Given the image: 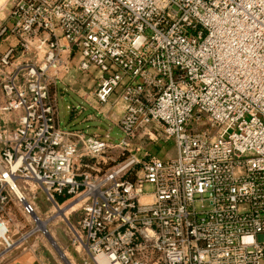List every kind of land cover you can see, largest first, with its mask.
<instances>
[{"label":"built area","instance_id":"2783aa9c","mask_svg":"<svg viewBox=\"0 0 264 264\" xmlns=\"http://www.w3.org/2000/svg\"><path fill=\"white\" fill-rule=\"evenodd\" d=\"M4 11L0 36L17 45L0 51V264L30 240L10 206L16 195L36 215L18 194L30 185L51 203L82 199L74 243L96 264H264V0H6ZM75 73L95 75L100 104H122L118 138L58 125L50 90ZM153 124L175 158L138 156Z\"/></svg>","mask_w":264,"mask_h":264},{"label":"rangeland","instance_id":"374dc122","mask_svg":"<svg viewBox=\"0 0 264 264\" xmlns=\"http://www.w3.org/2000/svg\"><path fill=\"white\" fill-rule=\"evenodd\" d=\"M5 1L6 0H0V2ZM79 76L86 75L75 73L68 82L63 84V86L58 85L60 86L58 95L67 98V95L69 96L70 93L77 90H72V86H75V84H71L70 81H74L75 77ZM94 77L95 75L93 77L91 76L90 80L95 81ZM67 103L70 105L69 112H76L77 114L81 112L82 109L80 107H72L69 101H67ZM149 131L154 133V135L147 134ZM107 136V134H103V136L99 135V137L102 138H106ZM133 143L134 147L140 149L138 155L140 157L150 155L163 160H170L177 156L176 143L174 140H167L162 133V127L156 124L150 126L148 131H140ZM108 156H112L117 163H120L128 157V154H123L118 149H113L109 152ZM114 165H116V163H111L110 167ZM37 189L38 187L30 185L26 189L22 188L21 193L26 196L29 201L35 203L37 208L36 216L41 221L40 225L36 222L34 217L22 214V204L18 202L16 195H12V217L16 222L22 223L25 226V229L21 230L18 236L25 233L31 234L29 241L37 242L42 250H46V254L54 256L55 264H96L87 251L74 243V231L78 229V224L82 216V199L76 198L64 201L63 198H56V203H51L46 200L45 194L41 192L40 189H38L39 191L37 192ZM42 224L44 228L41 227L43 226ZM44 230L47 231V234L44 233ZM52 241L56 244L60 252L55 248ZM62 255L65 258H63Z\"/></svg>","mask_w":264,"mask_h":264},{"label":"crops","instance_id":"0c3cea01","mask_svg":"<svg viewBox=\"0 0 264 264\" xmlns=\"http://www.w3.org/2000/svg\"><path fill=\"white\" fill-rule=\"evenodd\" d=\"M2 2H0L1 4ZM7 18V12H0V26L4 24ZM17 39L11 35L0 36V51L4 52L10 46H16ZM15 60V64L18 63ZM77 78V79H76ZM90 76L75 77L74 81H70L73 93L64 98L58 95L60 86L52 87L50 90L51 97L57 102V123L62 128L81 129L90 135H110L112 130H116L118 123L123 115V106L120 105H103L94 97L92 90L95 81L90 80ZM67 101L72 107L81 108V112H69ZM74 105V106H73ZM85 165L91 167L93 161L86 160ZM39 190L37 189V192ZM42 192V191H41ZM11 206V205H10ZM22 212V208H21ZM23 214V212H22ZM24 215V214H23ZM54 256L46 254V250H42L37 242H26L18 247L12 256L4 264H55Z\"/></svg>","mask_w":264,"mask_h":264},{"label":"water","instance_id":"95a60500","mask_svg":"<svg viewBox=\"0 0 264 264\" xmlns=\"http://www.w3.org/2000/svg\"><path fill=\"white\" fill-rule=\"evenodd\" d=\"M116 132V135H114V137L115 138H118V136H119V131L118 130H116L115 131ZM34 218L36 219V222L40 225L41 223V221H40V219L35 215L34 216ZM44 233H46L47 234V231L46 230H44ZM258 241L259 242H264V235H261V236H259L258 237ZM52 243H53V241H52ZM53 245L55 246V248H57L58 249V247L56 246V244L55 243H53ZM58 251H59V249H58ZM60 252V251H59ZM63 256V255H62ZM63 258H65L64 256H63ZM67 262V261H66ZM68 263V262H67Z\"/></svg>","mask_w":264,"mask_h":264},{"label":"bare ground","instance_id":"6f19581e","mask_svg":"<svg viewBox=\"0 0 264 264\" xmlns=\"http://www.w3.org/2000/svg\"><path fill=\"white\" fill-rule=\"evenodd\" d=\"M20 192V191H19ZM18 194H22L21 192L20 193H18ZM43 225V224H42ZM42 228H44V225L43 226H41ZM96 260H98V264H107L106 263V261L104 260V259H102V258H98V259H96Z\"/></svg>","mask_w":264,"mask_h":264}]
</instances>
